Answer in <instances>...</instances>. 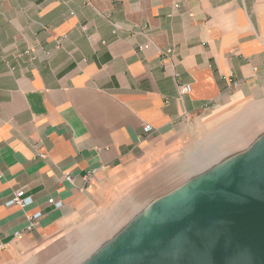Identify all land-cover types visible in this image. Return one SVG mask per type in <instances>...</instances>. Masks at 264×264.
Masks as SVG:
<instances>
[{"label": "crops", "instance_id": "crops-1", "mask_svg": "<svg viewBox=\"0 0 264 264\" xmlns=\"http://www.w3.org/2000/svg\"><path fill=\"white\" fill-rule=\"evenodd\" d=\"M263 94L264 0H0V264L48 258L196 118Z\"/></svg>", "mask_w": 264, "mask_h": 264}, {"label": "water", "instance_id": "water-1", "mask_svg": "<svg viewBox=\"0 0 264 264\" xmlns=\"http://www.w3.org/2000/svg\"><path fill=\"white\" fill-rule=\"evenodd\" d=\"M88 264H264V141L150 207Z\"/></svg>", "mask_w": 264, "mask_h": 264}, {"label": "rangeland", "instance_id": "rangeland-1", "mask_svg": "<svg viewBox=\"0 0 264 264\" xmlns=\"http://www.w3.org/2000/svg\"><path fill=\"white\" fill-rule=\"evenodd\" d=\"M263 141L264 94L196 118L178 152L153 166L135 188H123L105 211L69 230L48 258L34 264H88L150 207L177 195L220 165L250 154Z\"/></svg>", "mask_w": 264, "mask_h": 264}, {"label": "built area", "instance_id": "built-area-1", "mask_svg": "<svg viewBox=\"0 0 264 264\" xmlns=\"http://www.w3.org/2000/svg\"><path fill=\"white\" fill-rule=\"evenodd\" d=\"M176 7H178V6H176ZM171 52H172L171 49H168L166 51L167 54H169ZM190 92H191V85L190 84L179 87L180 95H186ZM144 132H145V134H151L153 132V128L150 125H145L144 126ZM92 175L93 174H88L85 177V181L90 182ZM66 180L71 182L72 177L69 174H66ZM30 203H31V199L27 198L25 196V192L19 191V192H16L14 198L8 203V206H19L21 208H26ZM49 203L54 204L56 208L62 207L61 202L54 203V200H49ZM42 216H43L42 213H37V214H34L33 216L27 217V224L25 227L26 230L28 232H32L33 230H35L37 228L39 221L41 220Z\"/></svg>", "mask_w": 264, "mask_h": 264}, {"label": "bare ground", "instance_id": "bare-ground-1", "mask_svg": "<svg viewBox=\"0 0 264 264\" xmlns=\"http://www.w3.org/2000/svg\"><path fill=\"white\" fill-rule=\"evenodd\" d=\"M231 159H233V158H231ZM234 160H236V159H233V160H231V161H229V162H227V163H225L223 166L222 165H220L219 166V168H217V169H215V170H213V171H211V172H209L208 174L210 175V174H212V173H215V172H217V171H219L220 169H222V168H224V167H226L227 165H229L230 163H232V162H234ZM126 232V231H125ZM125 232H123V233H121L120 235H119V237L121 236V235H123V234H125ZM111 243H112V241H111ZM110 244V243H109ZM105 246H106V244H105ZM105 246H103V248L100 250L101 252H102V250H104L106 247Z\"/></svg>", "mask_w": 264, "mask_h": 264}]
</instances>
